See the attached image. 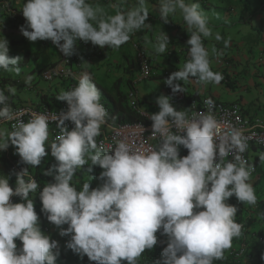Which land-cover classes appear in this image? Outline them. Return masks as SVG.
<instances>
[{
    "label": "clouds",
    "instance_id": "clouds-1",
    "mask_svg": "<svg viewBox=\"0 0 264 264\" xmlns=\"http://www.w3.org/2000/svg\"><path fill=\"white\" fill-rule=\"evenodd\" d=\"M138 4L127 12L117 10L107 16L88 0H26L21 10L25 24L19 30L29 42L51 41L65 57L76 54L77 41L116 50L132 34L152 27L146 23V0H138ZM159 10L164 23L179 10L191 33L189 59L164 83L173 93L184 92L178 81L191 82L193 78L219 84L223 77L211 70L203 42L212 36V30L200 5L159 0ZM215 39H221L218 33ZM168 44V35L161 32L156 52H166ZM21 59L10 58L9 42L0 39V70L19 74ZM31 80L32 76H26L24 83ZM7 91L15 94L16 89L7 86ZM56 99L66 102L68 109L57 117L60 134L55 141L48 143V118L37 115L11 132H0V151L14 146L21 162L36 168L49 154L46 149H51L56 164L44 174H56L53 182L39 191V199L41 211L60 229L59 235L70 236L67 249L95 264H137L145 250L158 244L159 232L168 240L157 264H213L223 259L243 227L235 221L238 208L227 201L234 196L242 204L256 205L257 196L250 182L254 169L241 156L247 144L235 131L230 140L217 139L220 123L211 112V98L205 100L208 112L188 117L173 107L170 97L159 96L155 101L159 112L150 116L152 136L161 138L158 148L134 149L120 141L111 152L97 150L96 138L108 111L89 74H83L75 87ZM8 100L0 89V121L14 119ZM67 121L75 125L73 130L67 129ZM181 146L188 150L185 157H180ZM229 155L233 159L224 163ZM260 159L264 160V154ZM84 165H89V172L94 166L102 169L98 178L102 184L92 189L85 183L77 191L73 177ZM27 169L17 174L14 187L10 177L0 175V264H55L59 244L41 231L30 198L40 186L35 179H24ZM13 197L21 202L14 203ZM16 240L22 242V248H17Z\"/></svg>",
    "mask_w": 264,
    "mask_h": 264
},
{
    "label": "crops",
    "instance_id": "crops-1",
    "mask_svg": "<svg viewBox=\"0 0 264 264\" xmlns=\"http://www.w3.org/2000/svg\"><path fill=\"white\" fill-rule=\"evenodd\" d=\"M0 1L11 5L18 15L17 19L12 18L0 9V39L4 37L9 42L11 58H22L18 65L19 74L0 70V89L9 96L8 104L12 109L20 106H33L38 109L47 107L54 111L68 109L67 103L58 101L57 96L75 87L79 78L87 73L101 92V100H104V96L109 97L108 95L116 93L123 94L126 98L127 94L136 88L140 109L143 111L142 117L147 121L151 114L159 112L156 99L161 95L166 96L167 85L164 81L173 72L181 70L189 59L187 40L191 33L187 30L182 14L177 10L175 14L169 15L168 22L164 23L159 10V0H146L145 6L149 12L146 23L150 24L151 28L132 34L130 40L116 50L107 46L104 48L93 46L90 42L83 46L82 41H77V52L71 56L72 64L69 67L75 78L56 79L53 83H47L40 77V73L48 67L60 65L65 56L51 41L29 42L22 35L19 29L25 24L23 21L25 18L21 10L26 0ZM187 2L198 3L208 18L212 36L204 39V46L209 52L211 70L223 77L219 84H204L194 78L191 82L178 81L186 88L188 99L210 96L226 103H238L250 121L264 122V0H187ZM88 3L103 9L107 16L115 15L117 10L127 12L139 7L138 0H88ZM113 4L118 5V9L113 8ZM161 32L168 35L169 44L166 52L157 53L155 45ZM217 33L221 37L220 40L215 39ZM136 44L146 51L152 65L150 80L137 87L134 83L140 71L136 60ZM29 75L32 76V80L26 85L24 80ZM7 86L14 87L15 94L8 93ZM177 110L187 113L188 105ZM49 131L48 143H51L54 128H50ZM0 132H9L6 124L0 125ZM8 150L12 157L21 160L14 146L10 145ZM46 151L49 154L39 166L36 168L30 166L40 186L35 194H30V198H33L35 211L39 216L41 231L56 240L60 246L62 243L60 238L64 241L66 236L61 237L60 229L47 220L46 214L41 211L42 203L39 199V191L45 184L53 182V176L56 174L55 172L53 176L44 174L56 164L55 158L51 156V149L48 148ZM262 154L264 151L255 147L249 154L251 162L257 168L255 179L251 182L257 196L256 205L242 204L234 196L227 201L238 208L235 221L242 219L243 231H247V234L233 239L232 247L226 250L229 254L240 247V242H243L242 245L252 244L250 237L257 240L258 235L264 233V160L260 159ZM89 165L76 170L72 186L77 191L82 190L85 183H90L92 189L102 184L98 179L102 169L94 166L89 172ZM0 175L10 177V185L15 186L16 179L11 175L2 154ZM20 202L21 200L16 201ZM247 223L248 227L245 228L244 224ZM14 242L18 249L22 248L21 241ZM257 242V248L251 251L252 258H243L240 264L264 263V238H258Z\"/></svg>",
    "mask_w": 264,
    "mask_h": 264
},
{
    "label": "built area",
    "instance_id": "built-area-1",
    "mask_svg": "<svg viewBox=\"0 0 264 264\" xmlns=\"http://www.w3.org/2000/svg\"><path fill=\"white\" fill-rule=\"evenodd\" d=\"M0 9L4 11L8 16L12 18L18 17L17 11L11 7L7 2L0 1ZM25 22V20H23ZM83 46H87L88 43L82 41ZM137 54L136 60L139 67V76L135 81V87L142 85L143 83L150 80L152 76V65L148 59L146 51L136 44ZM72 64L71 57H64L60 65L48 67L40 73V77L49 83H53L56 79H66L70 80L75 78L74 72L69 70L70 65ZM184 92L173 93L172 89L166 86L165 92L166 96L170 97V102L172 105H179L182 103H187L188 110L187 116L192 117L197 115L200 112H208L209 109L205 104V100L211 98L214 102V107L211 109L214 117L219 121L220 127L217 129V139L225 140L231 138L233 132H239L241 137L247 144V149L244 153L241 154L242 159L246 162L248 166H251L254 171L251 173V178L256 175L257 168L251 162L249 158L250 151L253 147L264 151V122L261 120H256L254 122L250 121L243 113L240 104L238 103H226L217 99H214L210 96L201 97L198 99H188V94L186 88L180 84ZM127 100L129 107L135 111L140 116L143 115V111L140 109V103L137 97L136 88L131 90L127 94ZM104 107L108 111V117L106 124L101 128V135L96 138V143L98 145L97 150L102 152H111L118 142L124 141L131 145L134 149H157L161 143V138L157 136H152V121L148 118L145 122H133V123H112L109 120L110 111L109 108L102 102ZM15 116L11 121H0L1 124H6L9 132L13 131L15 126L19 123H27L30 119L34 118L37 115H44L49 120V129L54 128V131L51 135L52 142L55 141L56 137L60 134V128L58 124V115L62 111H67L63 109L61 111H54L47 107H42L40 109L33 106H20L12 109ZM66 127L69 131L73 130L75 125L67 121ZM173 132H176L175 127H173ZM184 135L185 133H180ZM180 152H187V149L180 147ZM0 154L3 155L5 162L8 166V169L11 175L17 179V174L21 173L25 168L27 169V175L24 176V179L27 181L29 179H35L31 171V167L25 165L21 160L15 159L11 156L9 150L0 151ZM235 155V151H233ZM232 155L224 158V163L232 160ZM37 182V181H36ZM19 197H13L12 201L16 203V200ZM47 231V229H46ZM246 252L245 248L236 252V255L243 256Z\"/></svg>",
    "mask_w": 264,
    "mask_h": 264
},
{
    "label": "trees",
    "instance_id": "trees-1",
    "mask_svg": "<svg viewBox=\"0 0 264 264\" xmlns=\"http://www.w3.org/2000/svg\"><path fill=\"white\" fill-rule=\"evenodd\" d=\"M12 54L9 53V57L11 58ZM104 96V100L102 102L109 108L110 115L109 120L112 123H133V122H145L144 118L137 114L135 111H133L128 104L127 96L120 93H116L115 95H108ZM184 105H187V103H182L179 105L174 106L176 109L179 107H182ZM186 156L188 155L187 152H180V156ZM257 174V172H256ZM256 176V175H255ZM254 176V177H255ZM20 200L18 198L16 201ZM239 218V217H238ZM242 219H237L236 222L241 224ZM67 225H64V228H66ZM244 227H248V223L244 224ZM247 234V231H243L242 227V234ZM158 237V244L154 246L151 250H145L144 253H142L141 257L138 258L137 264H157V261L162 260V250L167 246V236H162L160 233H157ZM259 239L264 238V233H260L258 235ZM257 238V240H258ZM67 241L70 239V236H66ZM250 240L252 241V244L240 242V247L236 250H232L229 254L228 252H224L223 259L221 260H215L213 264H240L241 259L243 258H252V249L257 248L258 242L257 240H253L252 237H250ZM242 248L246 249V252L243 256H237L236 252L241 250ZM75 257V256H74ZM76 264H95V262H91L88 260L86 256L83 257L80 261L75 259ZM122 264H127L126 261H122ZM264 264V263H263Z\"/></svg>",
    "mask_w": 264,
    "mask_h": 264
},
{
    "label": "rangeland",
    "instance_id": "rangeland-1",
    "mask_svg": "<svg viewBox=\"0 0 264 264\" xmlns=\"http://www.w3.org/2000/svg\"><path fill=\"white\" fill-rule=\"evenodd\" d=\"M254 179L255 177L251 178L250 182H252ZM60 242H62L61 245L59 246L60 254L55 264H76L75 259L76 261L81 260L80 256H78L77 254H74L71 250L66 248L65 245H66L67 239L63 241V239L60 238Z\"/></svg>",
    "mask_w": 264,
    "mask_h": 264
}]
</instances>
